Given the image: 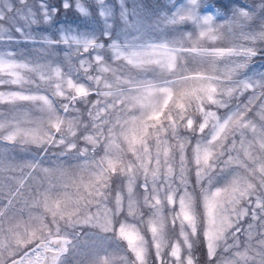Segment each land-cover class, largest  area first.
I'll use <instances>...</instances> for the list:
<instances>
[{
	"label": "clouds",
	"instance_id": "clouds-1",
	"mask_svg": "<svg viewBox=\"0 0 264 264\" xmlns=\"http://www.w3.org/2000/svg\"><path fill=\"white\" fill-rule=\"evenodd\" d=\"M0 264H264V0H0Z\"/></svg>",
	"mask_w": 264,
	"mask_h": 264
}]
</instances>
